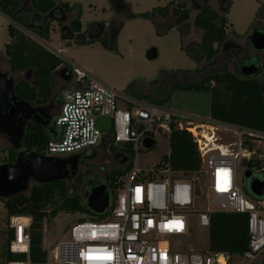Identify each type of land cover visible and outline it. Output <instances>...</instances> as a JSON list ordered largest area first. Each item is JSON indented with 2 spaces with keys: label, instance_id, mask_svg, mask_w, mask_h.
<instances>
[{
  "label": "built area",
  "instance_id": "1",
  "mask_svg": "<svg viewBox=\"0 0 264 264\" xmlns=\"http://www.w3.org/2000/svg\"><path fill=\"white\" fill-rule=\"evenodd\" d=\"M68 70L71 87L64 91L54 121L56 136L47 142L41 155L68 157L87 149L95 150L109 138L114 147L121 148L122 144L130 147L131 159L126 155L122 161L125 159V166L129 162L132 166L119 178L120 186L105 211L109 212L108 218L73 222L67 236L52 250L53 264L228 263L227 253L208 249L195 252L186 246L192 229L188 217L195 214L196 204L201 205L195 182L169 171L167 165L161 171L162 178L142 174L138 168L137 153L144 150L143 139L150 138L153 142L158 136L168 139L172 128L188 132L199 153V172L205 189V206L196 212L199 226L208 229L210 215L215 212L247 214L249 240L240 257L252 263L264 252V210H258L255 202L251 207L246 204L235 180L237 161H249L254 148L264 147V133L210 118L202 123L195 116L116 93L78 67ZM100 118L111 122L108 138L96 125ZM227 134L233 138L224 143L222 135ZM245 143L253 149H248ZM29 225L28 217L9 218L8 227L13 232L11 253L27 257ZM7 264L31 263L26 259Z\"/></svg>",
  "mask_w": 264,
  "mask_h": 264
},
{
  "label": "trees",
  "instance_id": "2",
  "mask_svg": "<svg viewBox=\"0 0 264 264\" xmlns=\"http://www.w3.org/2000/svg\"><path fill=\"white\" fill-rule=\"evenodd\" d=\"M193 4L198 9V13L192 18L191 26L199 31L200 38L197 44H187L184 47V52L196 63L199 59H203L206 64L191 71L162 72L157 80L149 86L141 88V98L150 102H160L167 98L168 91L204 92L209 96L208 118L264 133V51L254 52L250 48L252 53H256L258 56L248 55L241 60L234 57L235 53L229 52L228 56H233L226 58L223 67L216 70L217 57L222 55L221 47L224 46L223 44L228 38L227 29H232V25L226 17L231 5L230 0H221V13L214 11L208 4L204 5V0H193ZM262 9L264 8L259 9V13L262 12ZM0 14L8 20L6 30L9 37V42L5 44L0 57L1 61L10 74L23 73L28 79V75L32 73L35 83L31 88L25 79L17 80L14 94L35 107L43 106L49 101L53 107H59L62 102V94L59 90V95L54 96L55 79L52 76L55 70L64 65L63 61L34 42L17 26L38 39L47 40L50 24L66 14L70 15L67 22L69 30L72 33H79L81 31L80 8L77 7L74 10V7L69 8L59 0H0ZM169 16L174 19V25L178 27L180 36L185 38L186 27L190 20L187 2H170L162 8L153 10L150 14L143 13L138 16L130 14L128 19L151 18L155 24L154 17L164 20ZM121 27L122 24H119L118 31ZM232 33L234 34V32ZM60 38L66 40L63 32L60 33ZM109 49H115L114 43L110 45ZM190 50H195V52L191 53ZM249 64L258 67L257 73L247 77L241 76L240 67ZM230 66L232 71L226 70ZM185 76H191L192 80L183 81L182 78ZM50 129L52 132L28 124L23 138V149L41 154L44 146L53 138V127ZM245 146L250 150L253 149L251 144L245 143ZM99 147L108 148L109 151L115 153L118 162L123 157H127L125 154L129 155L130 152V147L125 150L114 147L109 138L104 140ZM168 150V154L163 156L153 169L161 172L167 165L169 171L178 173L180 177L192 180L196 184L195 178L200 171V158L191 135L186 131L172 128L168 136ZM92 151V149H87L80 152L79 160L85 153ZM15 157L16 152L10 149L9 159L2 163H12ZM242 164L246 170H250L256 177L264 180V147L254 148V154L250 160H244ZM131 166L129 162L123 169L112 170L102 180L89 178L80 190L82 198L70 197L71 191L67 190L62 182H55L32 186L27 194L1 201L6 221L4 228L0 229V264L26 259L31 264H47V252L42 247L44 220L56 217L60 211H67L69 214L90 213L85 207L84 195L90 187L99 183H103L107 187L111 200L113 192L120 186L119 178L129 172ZM160 172L158 178H162ZM246 193L250 196L247 188ZM55 194L60 195L58 207L54 202ZM251 198L258 210H264V196ZM90 214H92L91 218L97 217L93 213ZM12 216L30 219L27 229L30 238L27 257L9 251L13 232L8 227V220ZM84 218L82 216L76 221L85 220ZM248 240L247 214L215 212L210 215L207 242V249L210 252L241 256L247 250Z\"/></svg>",
  "mask_w": 264,
  "mask_h": 264
},
{
  "label": "rangeland",
  "instance_id": "3",
  "mask_svg": "<svg viewBox=\"0 0 264 264\" xmlns=\"http://www.w3.org/2000/svg\"><path fill=\"white\" fill-rule=\"evenodd\" d=\"M67 7H74V10L79 7L81 10L80 23L81 31H84L89 25L101 22H109L114 19L115 13L110 10V0H60ZM177 0H123L129 7L130 13L138 16L143 13H151L153 10L162 8L170 2L176 3ZM230 9L227 14V20L232 25V29L228 28L229 38L236 37L239 41L246 42L244 51L239 54L242 56H255L252 53L247 36L250 34L252 27L257 22L259 9L264 8V0H230ZM264 14V9H262ZM190 20L186 27L187 35L180 36L178 27L172 24L171 19L166 21L157 18L155 24L150 19L141 18H125V15L120 17L122 27L114 40L115 49L110 48V40L104 38L100 41L95 40L90 43L77 44L68 39L60 38V27L56 22H52L49 26V36L47 40L38 39L33 34L26 32L22 28H17L24 32L34 42L42 46L47 51L58 56L64 63L62 67H78L87 72L94 80L112 89L119 94H125L131 99H138L144 102L153 103L155 105L166 107L178 113L189 114L196 117V120L206 123L209 109V96L207 93L199 92H181L168 91L167 98L160 102H150L141 98V88L149 86L158 79L162 72H184L191 71L203 67L206 62L199 59L198 62L188 58L184 52V45L190 41H199L200 33L191 26L190 21L195 16V12H190ZM3 20L0 18V56L2 55L5 44H8L9 37ZM67 26V23L64 25ZM264 27V21L260 25ZM161 31V33H159ZM234 32V34L232 32ZM69 43V45H66ZM106 45V46H105ZM151 48H154L157 57L152 60H146V53ZM194 53L195 50H190ZM255 52V51H254ZM224 60L221 55L217 57L216 70L223 67ZM61 67V66H60ZM0 69L8 71L6 66L0 59ZM228 71H232L230 66ZM9 73V72H8ZM10 74V73H9ZM10 76L16 82L17 80L25 79L27 83L30 81L25 78L23 73H14ZM183 81L192 80L191 76H185ZM63 81L55 79V94L65 93L64 91L71 87V83L66 86L65 90ZM59 107H50L51 113H59ZM199 123V122H196ZM230 134L222 135L224 143L232 141ZM10 146L5 138L0 137V164L9 159ZM168 139L166 136H158L154 139V146L150 150H139L138 168L142 174L148 176H158L160 171L153 167L161 160L163 156L168 154ZM118 153V151H117ZM81 154V153H80ZM215 153H210L213 155ZM127 155L130 159L132 154ZM60 157H66L61 155ZM79 160L78 171L75 177L68 182H62L65 188L69 191L70 197L82 198L81 189L85 186L89 178L102 180L106 174L112 170L123 169L125 164L118 162L115 158V153H112L108 148L98 147L92 152H87ZM151 170L152 173H149ZM245 167L241 161H237L235 166V180L237 186L243 191L246 204L251 207L254 205V200L246 193L247 185L244 181L243 174ZM161 174V172H160ZM196 187L200 194V204H196L193 208L195 214L188 217L190 227L189 239L186 241V246L192 251L201 252L207 250L208 229L199 226L197 211L205 206L204 199V178L199 174L195 178ZM75 188V189H73ZM115 196V192L112 194ZM60 195L55 194L54 202L58 207ZM51 210V209H49ZM3 205L0 201V229L4 228L6 215ZM90 212V211H89ZM91 213V212H90ZM69 214L67 211H60L54 218H47L43 222V239L42 247L47 252V262L53 264L52 250L60 239H64L69 230V226L82 216L87 221L105 220L109 216V212H104V215H96L91 218L92 214ZM102 216H104L102 218ZM227 264H264V252L252 263L243 261L240 255H229Z\"/></svg>",
  "mask_w": 264,
  "mask_h": 264
},
{
  "label": "water",
  "instance_id": "4",
  "mask_svg": "<svg viewBox=\"0 0 264 264\" xmlns=\"http://www.w3.org/2000/svg\"><path fill=\"white\" fill-rule=\"evenodd\" d=\"M190 4L193 0H178ZM208 0H204L207 4ZM198 9L194 5L189 6V13ZM68 18V17H67ZM67 18L62 16L58 22L66 23ZM192 21H190L191 23ZM68 31L66 26L60 27V32ZM118 31V30H117ZM69 32V31H68ZM73 37L72 32H69ZM98 38H90L89 41ZM250 48L255 52L264 51V33L253 30L246 38ZM82 43H86L83 41ZM187 45V44H185ZM184 45V46H185ZM157 57L156 50L151 48L146 53V60L152 61ZM258 67L254 64L240 67V75L247 77L256 74ZM53 79L63 81L65 90L70 82V73L67 68L59 67L53 74ZM28 84L34 87L32 73L28 75ZM25 82H27L25 80ZM15 81L8 71L0 69V137L5 138L16 157L12 163L0 164V201H7L19 195L29 192L32 186H41L55 182H68L75 177L78 171L79 154L68 157L44 156L33 151L23 149V138L28 124L42 128L44 131L55 133L54 122H50V103L43 106H32L28 102L19 99L14 94ZM60 111V107L58 112ZM97 127L104 131V137L108 136L111 122L107 118H100L96 122ZM54 139V138H52ZM154 142L150 138L142 141L144 150H150ZM127 145L122 144L121 148L126 149ZM125 159L121 163H125ZM247 185L248 193L253 198L264 196V180L256 177L250 170L243 174ZM85 207L95 215H102L110 205V194L103 183L94 185L84 195Z\"/></svg>",
  "mask_w": 264,
  "mask_h": 264
},
{
  "label": "flooded vegetation",
  "instance_id": "5",
  "mask_svg": "<svg viewBox=\"0 0 264 264\" xmlns=\"http://www.w3.org/2000/svg\"><path fill=\"white\" fill-rule=\"evenodd\" d=\"M177 2H179V1L177 0L176 3ZM190 4L194 5L192 1L190 2ZM190 4L187 3L188 9H189ZM207 4L210 5V7L214 11H216L217 13H221V0H208ZM207 4L204 3V5H207ZM110 10L114 11V13H115V17L113 20H111L109 22H101V23L91 24L84 31H80L79 33H72L73 37H71V34L69 33L71 31L66 26L68 28L69 32L64 30L63 34L65 36H67L68 39L72 40L74 43H77V44H85V43H82L83 41H86V43H90L91 41L88 40L90 38H98L97 39L98 41H100L104 38H108L110 40V44L114 43L116 35L120 31V30L117 31L118 30L117 28H118L119 24H122L120 22V17L125 15V18L128 19V16L131 13H130L129 7L122 0H110ZM195 13L197 14L198 11H195ZM62 16H65L66 18L68 17L67 21H66V23H67L69 20V15L63 14ZM62 16H60V18ZM59 19L56 21L58 26L59 27L64 26L66 23L63 24L61 22H58ZM153 19H154V21H156L157 17H154ZM167 19H171L172 24L174 25V19L171 16L164 19V21H166ZM160 20H163V19H160ZM263 21H264V14L261 12L258 14L257 22L252 27L251 32L253 30H255V31H259L261 33H264V27L260 26L263 23ZM248 36H247V38H248ZM93 41H95V40H93ZM190 43L197 44L198 42L197 41H190L189 43L187 42L186 44H190ZM223 45L224 46L221 47V49L223 51L221 58L224 60V62H225L226 58L233 56V55L228 56L229 52H231L232 54L235 53L234 57H237L238 60L246 58V56L238 57L239 56L238 54H241L244 51V46L247 45L246 42L239 41L236 37L229 38V36H228L226 42ZM197 69H199V68H197ZM70 79H71V76H70ZM50 107H53L52 103H50ZM59 107H61V104ZM48 114L50 116V119H49L50 122L53 123L56 119L55 116L57 117L58 113L56 114V113L50 112ZM73 189H75V188H73Z\"/></svg>",
  "mask_w": 264,
  "mask_h": 264
},
{
  "label": "crops",
  "instance_id": "6",
  "mask_svg": "<svg viewBox=\"0 0 264 264\" xmlns=\"http://www.w3.org/2000/svg\"><path fill=\"white\" fill-rule=\"evenodd\" d=\"M60 1V0H59ZM123 1V0H122ZM61 2V1H60ZM70 16V15H69ZM0 18L4 21L3 22V24L5 25V27L7 26V24H8V20L2 15V14H0ZM58 53V51L57 52H55V54H57ZM1 57V56H0ZM56 136V133H54L53 134V138Z\"/></svg>",
  "mask_w": 264,
  "mask_h": 264
}]
</instances>
